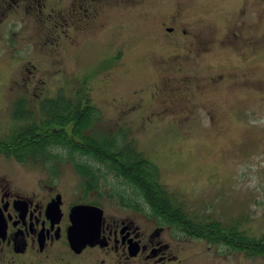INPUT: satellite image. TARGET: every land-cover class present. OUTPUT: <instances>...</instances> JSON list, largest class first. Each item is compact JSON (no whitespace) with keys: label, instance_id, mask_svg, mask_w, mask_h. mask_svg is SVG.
<instances>
[{"label":"rangeland","instance_id":"rangeland-1","mask_svg":"<svg viewBox=\"0 0 264 264\" xmlns=\"http://www.w3.org/2000/svg\"><path fill=\"white\" fill-rule=\"evenodd\" d=\"M1 3L0 179L12 193L41 202L61 196L59 241L68 240L69 209L88 204L103 210L101 241L124 225L138 240L166 247L164 260L140 257L131 263L103 246L79 260L56 247L45 264H264L159 228L123 205L117 193L150 212L140 193L105 167L108 186L102 195L84 198L82 178L70 161L52 178L43 163L20 162L2 151L16 149L23 130L60 129L48 123L43 100L81 101L98 111L103 128L123 129L127 142L158 167L172 201L193 220L239 226L260 239L264 0L3 2L11 8ZM22 107L27 114L17 117Z\"/></svg>","mask_w":264,"mask_h":264},{"label":"trees","instance_id":"trees-1","mask_svg":"<svg viewBox=\"0 0 264 264\" xmlns=\"http://www.w3.org/2000/svg\"><path fill=\"white\" fill-rule=\"evenodd\" d=\"M41 107L48 115V123L60 129L46 133L35 131L36 127L23 130L13 144L20 145L16 149L7 147L6 151L2 150L4 153L13 154L20 162L43 163L52 178H57L59 167L70 161L82 178L84 198L94 192L102 195L101 189L108 186L106 174L101 170L105 167L139 192L150 212L143 211L136 202L133 205L123 194L117 193L123 205L146 214L159 228L171 229L172 233H177L176 237L179 231L189 238L223 245L249 258L264 259V235L257 239L240 230L239 226L232 229L219 221L203 226L175 204L161 183L158 167L127 142L123 129L110 131L103 128L95 108L82 106L81 101L74 104L64 97L45 99ZM16 113L17 117L27 114L24 107L17 108ZM58 151L66 152V156L73 157L72 160Z\"/></svg>","mask_w":264,"mask_h":264},{"label":"flooded vegetation","instance_id":"flooded-vegetation-1","mask_svg":"<svg viewBox=\"0 0 264 264\" xmlns=\"http://www.w3.org/2000/svg\"><path fill=\"white\" fill-rule=\"evenodd\" d=\"M10 1L13 0H0L1 4L9 5L11 8L10 3H3ZM2 145L6 146L4 143ZM56 198L41 202L36 199L35 195L12 193L6 186L5 180L0 179V235L3 234L1 225L4 223L5 226L4 237L0 236V264H45L48 255L56 247L67 251L71 259H78L85 252L99 249L102 246L109 251H116L120 256H126L127 263L140 257L156 260L157 257L160 260L166 258V247L163 248L160 243H144L138 240L133 237L128 228L122 231L124 225L117 227L114 236H110L108 241H97L94 246L88 245L80 253H76L70 241H59L63 235L60 224L53 227L51 220L48 219L47 208ZM73 207L69 210L71 211ZM69 226L66 228V239ZM58 230H60L59 240L56 237ZM101 237L103 238V235ZM135 250L138 253L133 256L131 253Z\"/></svg>","mask_w":264,"mask_h":264},{"label":"water","instance_id":"water-1","mask_svg":"<svg viewBox=\"0 0 264 264\" xmlns=\"http://www.w3.org/2000/svg\"><path fill=\"white\" fill-rule=\"evenodd\" d=\"M61 203V196L58 195L47 208V216L53 227L60 224L63 217ZM69 219L71 225L67 230V239L76 253H80L88 245L94 246L97 241L102 240L103 210L101 208L88 204L76 205L71 209ZM1 229L3 234L0 236L4 237V223L1 225ZM125 230L127 227L122 229V231ZM56 237L57 239L60 237V230L57 231ZM136 253L137 250L131 254L135 255Z\"/></svg>","mask_w":264,"mask_h":264}]
</instances>
